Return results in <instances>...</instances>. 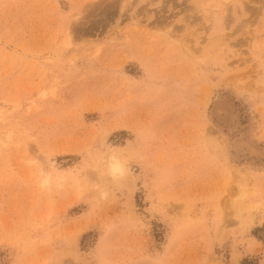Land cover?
<instances>
[{
    "label": "rangeland",
    "instance_id": "1",
    "mask_svg": "<svg viewBox=\"0 0 264 264\" xmlns=\"http://www.w3.org/2000/svg\"><path fill=\"white\" fill-rule=\"evenodd\" d=\"M0 264H264V0H0Z\"/></svg>",
    "mask_w": 264,
    "mask_h": 264
},
{
    "label": "bare ground",
    "instance_id": "2",
    "mask_svg": "<svg viewBox=\"0 0 264 264\" xmlns=\"http://www.w3.org/2000/svg\"><path fill=\"white\" fill-rule=\"evenodd\" d=\"M113 158V157H112ZM115 159V158H114ZM109 163V165H108V172H109V174H116L117 173V170H116V166L117 165H119L120 166V168H121V170H122V166L120 165V163L118 162V161H116V160H114V161H110V162H108ZM124 171V170H123Z\"/></svg>",
    "mask_w": 264,
    "mask_h": 264
},
{
    "label": "clouds",
    "instance_id": "3",
    "mask_svg": "<svg viewBox=\"0 0 264 264\" xmlns=\"http://www.w3.org/2000/svg\"><path fill=\"white\" fill-rule=\"evenodd\" d=\"M116 170H117V172H120L121 171V168H120L119 165L116 166Z\"/></svg>",
    "mask_w": 264,
    "mask_h": 264
}]
</instances>
